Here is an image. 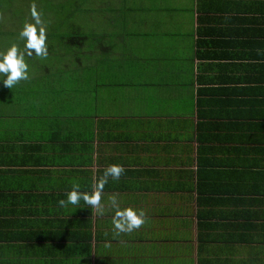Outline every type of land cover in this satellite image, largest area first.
<instances>
[{
    "label": "crops",
    "instance_id": "crops-1",
    "mask_svg": "<svg viewBox=\"0 0 264 264\" xmlns=\"http://www.w3.org/2000/svg\"><path fill=\"white\" fill-rule=\"evenodd\" d=\"M102 6L0 69V264H264V0Z\"/></svg>",
    "mask_w": 264,
    "mask_h": 264
},
{
    "label": "rangeland",
    "instance_id": "rangeland-1",
    "mask_svg": "<svg viewBox=\"0 0 264 264\" xmlns=\"http://www.w3.org/2000/svg\"><path fill=\"white\" fill-rule=\"evenodd\" d=\"M81 1L0 0V69L13 67L15 71L14 67H16L17 73L23 75L28 71L29 58L34 55L43 56L47 45L55 46L63 41L76 39L72 37L76 27L84 29L85 24L104 27L102 4L105 2L114 4L116 0L88 1L89 9L94 3L101 5L96 7L95 11H91L95 18L94 21L90 19L89 12L85 11L86 5L83 11L69 13ZM19 24H24V26ZM61 32H66L68 39H60ZM33 50L36 53L31 52ZM13 71L5 70L0 77Z\"/></svg>",
    "mask_w": 264,
    "mask_h": 264
},
{
    "label": "trees",
    "instance_id": "trees-1",
    "mask_svg": "<svg viewBox=\"0 0 264 264\" xmlns=\"http://www.w3.org/2000/svg\"><path fill=\"white\" fill-rule=\"evenodd\" d=\"M1 1H4V0H1ZM86 3L88 4V0H82L81 3H80L78 6H77V4H76L75 7H76V6H77V7H76L75 9L70 10L69 13H70V14H74V13H77V12L83 11V10H84V5H85ZM87 4H86V5H87ZM85 7H86V6H85ZM87 8H89V7H87ZM69 13H68V15H69ZM19 25H23V26H24V24H19ZM79 33H80V32H79V31H76V30H74V32H73L74 35H78ZM62 35L64 36L63 38H68L66 32H63ZM80 37H83V38H84L85 36H84V35L75 36L76 39H80ZM60 39H61V35H60ZM71 40H73V39H71ZM48 47H52V44L47 45V48H48Z\"/></svg>",
    "mask_w": 264,
    "mask_h": 264
}]
</instances>
